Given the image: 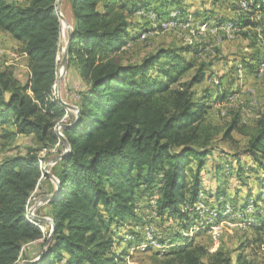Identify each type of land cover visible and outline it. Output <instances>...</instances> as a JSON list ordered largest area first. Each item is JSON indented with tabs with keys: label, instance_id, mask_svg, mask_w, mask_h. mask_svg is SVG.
I'll list each match as a JSON object with an SVG mask.
<instances>
[{
	"label": "trees",
	"instance_id": "1",
	"mask_svg": "<svg viewBox=\"0 0 264 264\" xmlns=\"http://www.w3.org/2000/svg\"><path fill=\"white\" fill-rule=\"evenodd\" d=\"M205 3L201 11L189 12L183 0H68L72 27L67 65L75 68L85 87L76 92L77 112L64 121L68 112L53 96L61 30L56 0H0V33L24 54L28 72L20 82L13 68L0 67V145H11L17 137L33 143L24 152L0 155V264H15L23 254L30 259L25 246L40 240L38 254H43L32 264H126L125 253L118 250L124 238L120 231L141 222L136 215L141 196L147 197L161 221H176L175 232L168 236L170 246L163 252L169 257L167 264L233 263L220 247L210 252L188 237L177 245L199 219L194 208L204 164L214 156L215 127L206 121L212 95L194 90L207 72L213 73L212 61L189 45L159 47L138 62H122L118 56L129 34V16L138 10L152 13L158 21L174 5L180 16L202 15L204 23H221L225 17L211 19L212 11L228 3L234 15L230 23L247 29L243 35L260 27L257 15L264 17V0H211L210 8ZM147 29L143 27L144 32ZM254 61L247 62L249 69L257 66ZM225 93L226 88L214 97L222 99ZM238 120L232 119L226 137ZM59 123L66 125L61 134L69 148L51 168L59 194L47 203L55 226L47 241L43 223L29 221L26 209L42 174L39 153L65 152L55 132ZM229 157L234 158L235 169L228 162L230 172L225 174L222 166L214 165L212 179L228 180L234 173L235 183L226 184L234 196L225 199V187L216 186L215 199H223L217 209L235 200L238 183L246 188V202L251 175L264 190V110L247 145ZM243 157L250 163H242ZM46 181L44 193L54 192L56 186L48 177ZM139 241L134 235L127 244ZM158 242L167 244L161 238ZM235 263L250 264L241 254Z\"/></svg>",
	"mask_w": 264,
	"mask_h": 264
},
{
	"label": "rangeland",
	"instance_id": "2",
	"mask_svg": "<svg viewBox=\"0 0 264 264\" xmlns=\"http://www.w3.org/2000/svg\"><path fill=\"white\" fill-rule=\"evenodd\" d=\"M57 2H59L57 11L61 30L53 96L60 103L75 107L78 98L76 92L83 89L85 83L72 66L67 65L64 72H61L60 61L67 41V31L68 29L71 30L72 27V18L68 0H58ZM203 2H206L204 7L213 6L211 0H183V4L189 12L201 11ZM227 6L228 3H223L216 6L215 11H212L211 19L225 17V21L221 23L215 21L204 23L202 22V15L198 17H194L192 14L180 16L174 5L167 8V15L158 20L159 23L152 13L138 10L129 16V34L125 37L118 56L122 62H138L159 47L174 49L182 48L184 45L196 46L199 50L198 54H200V50L208 54L205 60L212 61L211 71L213 73L207 72L206 79L196 85L194 90L196 92L204 90L212 95L209 102L210 108L206 113V121L215 127L213 135L215 150L214 156L206 158L204 164L202 190L194 208L199 219L197 223L191 225L190 230L185 234L183 233V238H179L177 245L184 244L188 237L189 241L205 246L210 252L219 247L225 252H229L234 260L232 264H236L235 258L238 254H241L250 264H264V190L259 189L251 175L248 179L251 187L248 189L250 198L246 202L244 200L246 188L239 186V183L234 186L236 188L235 200L225 205L220 204L219 209H217L218 202L222 203L223 199H215L214 195L216 193L215 187L222 186L226 189L227 197L225 199L230 200L234 196V191L226 187V184L231 187L232 183H235L234 173L230 179L227 180V178L222 177L216 182L212 179L213 166H222L225 174L230 172L226 163L229 162L231 169H235L234 158L229 156L240 152L247 145L248 139L255 131L257 119L264 110V31L262 32V29L264 30L262 24L264 17L257 15V19L261 20L260 27L258 25L252 27L249 29V34L243 35L241 32L247 29L233 27V23H230L229 19L234 15ZM241 6L244 7L245 4L241 3ZM234 24L236 23L234 22ZM143 27L148 28V31L144 32ZM139 32L140 35L138 36ZM205 53L202 54L203 57H205ZM23 55V53L16 51V44L8 35L0 37V67L10 66L13 68L15 76L20 82H24L27 78V71L22 60ZM182 56L190 58L192 55L182 53ZM254 59H257V66L249 69L247 62H255ZM257 69H261V72L259 73ZM224 88H226L225 97L216 99L214 96ZM65 109L68 113L64 115V121H66L67 115L76 113L73 108L65 107ZM235 117L239 119L238 124L230 132L229 137H226V130ZM61 128L60 123L55 128L59 137H62ZM0 142L3 141L0 140ZM26 146H33L30 138L17 137L11 145L6 147L0 145V155L17 151L24 152ZM54 151L48 150L39 153L43 158L41 162L42 174L26 209L27 219L31 222H38L32 215L51 219L47 215L49 212L47 202H38V200L51 194L44 192L48 190L46 177L49 178V176L47 174H51V168L55 164L50 163V160L59 155ZM241 161L245 164L250 163V160H245L244 157ZM247 176L249 175L247 174ZM49 180L53 182L50 178ZM139 198L136 215L141 217V222L122 227L120 234L124 235V238L118 250L125 253L122 255L126 264H167L169 257L163 252L170 246L168 236L175 232L176 221L173 218L161 221L154 213V209L150 207L147 197L141 196ZM153 203L151 202L152 207ZM189 210L192 211L193 209L190 208ZM219 211L225 217L218 218ZM216 220L218 221L216 222ZM42 230L48 237L51 224L43 223ZM179 230L181 231V229ZM128 231L134 232L133 234L139 238L140 243L138 245L131 244L129 246L127 244L129 240L134 238L132 233H127ZM160 238L167 244H159ZM40 242L41 240L25 246L24 249L29 252L27 255L30 259H25L23 254L15 264H25L29 260L38 258ZM155 251L160 253L156 254Z\"/></svg>",
	"mask_w": 264,
	"mask_h": 264
},
{
	"label": "water",
	"instance_id": "3",
	"mask_svg": "<svg viewBox=\"0 0 264 264\" xmlns=\"http://www.w3.org/2000/svg\"><path fill=\"white\" fill-rule=\"evenodd\" d=\"M59 3V2H58ZM70 29H68L67 31V41H66V44H65V47H64V50H63V56H62V60L60 61V66H61V72H64L66 66H67V61H68V54H69V42H70ZM64 107L66 108H73L75 109V112H77V107L75 106H69L65 103H61ZM66 125L65 124H61V127H65ZM60 140L63 142L64 146H65V152L62 153V154H59L57 156H55L54 158H52L50 160V163H56L59 159H61L65 154L66 152L68 151V144H67V141L63 138V137H59ZM49 176V178L54 182L55 186H56V190L54 192H52L51 194H48V195H45L43 197H41L38 202H51L53 201L56 196L59 194V186H58V181L55 180L54 176L52 174H47ZM32 217L38 221L39 223H50L51 224V230H50V233L47 237V241L50 239V237L52 236L54 230H55V226L53 224V220L52 219H47V218H44L42 216H35V215H32ZM43 252L40 253V255L38 256V258H36L35 260H29L27 261L25 264H32L34 262H36L37 260H39L42 256Z\"/></svg>",
	"mask_w": 264,
	"mask_h": 264
},
{
	"label": "crops",
	"instance_id": "4",
	"mask_svg": "<svg viewBox=\"0 0 264 264\" xmlns=\"http://www.w3.org/2000/svg\"><path fill=\"white\" fill-rule=\"evenodd\" d=\"M58 0H56V2H57ZM57 4L59 5V3L57 2ZM217 5V4H216ZM68 6H69V4H68ZM69 11H70V9H69ZM70 16H71V12H70ZM260 17V16H259ZM234 27V26H233ZM2 36H4V34H2V33H0V37H2ZM23 63H24V66H25V69H26V71H27V67H26V65H25V59H24V55H23ZM28 73V72H27Z\"/></svg>",
	"mask_w": 264,
	"mask_h": 264
},
{
	"label": "built area",
	"instance_id": "5",
	"mask_svg": "<svg viewBox=\"0 0 264 264\" xmlns=\"http://www.w3.org/2000/svg\"><path fill=\"white\" fill-rule=\"evenodd\" d=\"M168 25V24H167ZM262 68H263V66H262ZM257 71L260 73L261 72V69H257ZM53 150V149H52ZM43 151H45V150H43ZM41 157V156H40Z\"/></svg>",
	"mask_w": 264,
	"mask_h": 264
},
{
	"label": "bare ground",
	"instance_id": "6",
	"mask_svg": "<svg viewBox=\"0 0 264 264\" xmlns=\"http://www.w3.org/2000/svg\"><path fill=\"white\" fill-rule=\"evenodd\" d=\"M243 5V4H242ZM173 20V19H172ZM175 22V21H174ZM165 24V23H164ZM174 24H176V23H174ZM169 26V25H168ZM154 204V203H153ZM228 212V211H227ZM264 247V246H263Z\"/></svg>",
	"mask_w": 264,
	"mask_h": 264
}]
</instances>
